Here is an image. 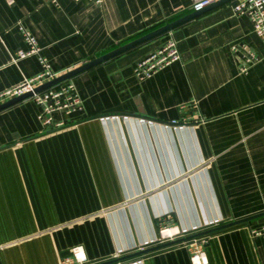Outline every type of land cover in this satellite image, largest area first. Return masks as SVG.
<instances>
[{
	"label": "crops",
	"instance_id": "0c3cea01",
	"mask_svg": "<svg viewBox=\"0 0 264 264\" xmlns=\"http://www.w3.org/2000/svg\"><path fill=\"white\" fill-rule=\"evenodd\" d=\"M192 3L0 0V93L42 71L37 55L14 60L28 48L18 21L62 75ZM235 3L71 78L83 109L56 113L60 127H46L31 98L0 111V264H63L77 246L96 264L119 245L158 244L171 223L187 235L264 211V41ZM170 37L181 59L138 79V60ZM262 225L264 216L207 235L204 264H264V236L252 234ZM189 244L116 264H194Z\"/></svg>",
	"mask_w": 264,
	"mask_h": 264
},
{
	"label": "built area",
	"instance_id": "2783aa9c",
	"mask_svg": "<svg viewBox=\"0 0 264 264\" xmlns=\"http://www.w3.org/2000/svg\"><path fill=\"white\" fill-rule=\"evenodd\" d=\"M8 5H13L15 0H5ZM56 5H59V0H50ZM96 3H101L102 0H94ZM192 12L199 11L205 7L218 2L219 0H192ZM234 11L240 15H246L250 18L253 24L255 33L264 41V0H236L234 5ZM18 27L22 34L23 39L28 45L27 49H19L15 55L14 60L26 58L31 55H37L41 65L42 71L33 78L26 79L18 85L7 89L0 93V104L4 103L14 97L20 96L24 93L34 91V89L48 81H51L60 76V73L55 71L48 59L42 54V48L38 43L37 38L31 33V31L23 25L21 21H18ZM238 45H234L233 49L236 50ZM243 50L248 54L249 61H255L257 55L255 51L247 44L242 45ZM181 59V52L178 47V42L175 38L170 37L164 44L150 52L146 56L138 60L135 66V75L138 79H147L159 72L164 67L171 63ZM40 108L41 111L38 118L48 128H56L65 124L64 120H56L55 114L59 112L71 113L83 109V100L78 93L75 82L72 79L66 80L55 86L42 90L40 92H34L30 97ZM174 126H184L186 123H182L178 120H171L168 122ZM169 228V227H168ZM164 229H161V239L163 240L174 239L183 233H179L175 236L167 237L163 235ZM254 236H264V225L252 230ZM190 251H192V261L194 264L206 263V256L204 251V245L206 243V236L191 240ZM5 245L0 243V253ZM144 247H129L118 246L116 250V256L123 255L129 251L138 250ZM139 258V257H138ZM140 261V260H139ZM136 263V262H134ZM63 264H86V255L83 253V247L77 246L73 249V256L66 259Z\"/></svg>",
	"mask_w": 264,
	"mask_h": 264
},
{
	"label": "water",
	"instance_id": "95a60500",
	"mask_svg": "<svg viewBox=\"0 0 264 264\" xmlns=\"http://www.w3.org/2000/svg\"><path fill=\"white\" fill-rule=\"evenodd\" d=\"M229 1H232V0H219L218 2H215L207 7H205L204 9L202 10H199V11H193V12H190L174 21H171L151 32H148L128 43H125L91 61H88L86 63H84L83 65L71 70V71H68L62 75H60L59 77L51 80V81H48L42 85H39L37 86L34 91H31V92H27V93H24L20 96H17V97H14L4 103H1L0 104V111L4 110V109H7L8 107L10 106H13L25 99H28L30 98L34 92H40L42 90H45L47 88H50L52 86H55L59 83H62L66 80H69L73 77H75L76 75H78L79 73L95 66V65H98L100 64L101 62H104L114 56H117L118 54L120 53H123L129 49H132L142 43H145L155 37H158L162 34H165L167 32H170L172 31L173 29H175L176 27L196 18V17H199L200 15H202L204 12L220 5V4H224V3H227ZM261 216H264V211L261 212V213H258V214H255V215H251L249 217H245V218H242V219H238V220H235V221H231L229 223H224V224H221V225H218V226H215V227H211L209 229H205V230H201V231H195L193 233H190V234H184V235H181L179 237H176L174 239H169V240H163L161 242H159L158 244H155V245H152V246H149V247H144V248H141V249H138V250H135V251H131V252H128V253H125L123 255H120V256H116L112 259H109V260H106V261H103V262H100V263H96V264H116V263H122L124 261H129V260H132V259H135L137 257H140V256H143V255H146L148 253H151V252H154V251H157V250H161V249H164V248H167V247H171V246H174V245H178V244H183V243H186V242H189L191 240H194V239H197V238H200V237H203V236H207L211 233H214V232H217V231H220V230H223V229H226V228H229V227H233L235 225H239V224H242V223H247V222H250L251 220L253 219H256V218H259Z\"/></svg>",
	"mask_w": 264,
	"mask_h": 264
},
{
	"label": "bare ground",
	"instance_id": "6f19581e",
	"mask_svg": "<svg viewBox=\"0 0 264 264\" xmlns=\"http://www.w3.org/2000/svg\"><path fill=\"white\" fill-rule=\"evenodd\" d=\"M181 233L178 229L175 230V229H170V228H167L164 230L163 232V235L166 236V237H170V236H175L177 234Z\"/></svg>",
	"mask_w": 264,
	"mask_h": 264
},
{
	"label": "rangeland",
	"instance_id": "374dc122",
	"mask_svg": "<svg viewBox=\"0 0 264 264\" xmlns=\"http://www.w3.org/2000/svg\"><path fill=\"white\" fill-rule=\"evenodd\" d=\"M175 225L173 224V223H171L170 225H165V226H163L162 228L164 229V228H168V227H174ZM191 232V231H190ZM167 238V237H166ZM160 239H161V232H160ZM191 252V256H192V251H190ZM192 258V257H191ZM143 261H141V262H136V263H134V264H143L142 263ZM130 263H132V262H130Z\"/></svg>",
	"mask_w": 264,
	"mask_h": 264
}]
</instances>
